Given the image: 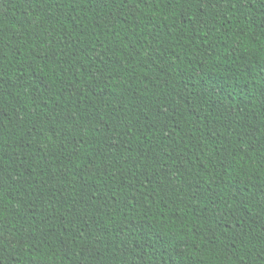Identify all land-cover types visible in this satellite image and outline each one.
I'll list each match as a JSON object with an SVG mask.
<instances>
[{"label":"trees","instance_id":"1","mask_svg":"<svg viewBox=\"0 0 264 264\" xmlns=\"http://www.w3.org/2000/svg\"><path fill=\"white\" fill-rule=\"evenodd\" d=\"M0 264H264V0H0Z\"/></svg>","mask_w":264,"mask_h":264}]
</instances>
